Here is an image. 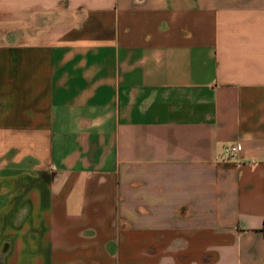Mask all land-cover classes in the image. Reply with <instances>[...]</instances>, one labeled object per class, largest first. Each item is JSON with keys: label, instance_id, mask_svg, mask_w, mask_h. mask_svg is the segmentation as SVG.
<instances>
[{"label": "crops", "instance_id": "obj_1", "mask_svg": "<svg viewBox=\"0 0 264 264\" xmlns=\"http://www.w3.org/2000/svg\"><path fill=\"white\" fill-rule=\"evenodd\" d=\"M263 221L264 0H0V264H264Z\"/></svg>", "mask_w": 264, "mask_h": 264}, {"label": "built area", "instance_id": "obj_2", "mask_svg": "<svg viewBox=\"0 0 264 264\" xmlns=\"http://www.w3.org/2000/svg\"><path fill=\"white\" fill-rule=\"evenodd\" d=\"M236 150H237L236 146L230 147L229 152H230L231 156L235 155Z\"/></svg>", "mask_w": 264, "mask_h": 264}, {"label": "trees", "instance_id": "obj_3", "mask_svg": "<svg viewBox=\"0 0 264 264\" xmlns=\"http://www.w3.org/2000/svg\"><path fill=\"white\" fill-rule=\"evenodd\" d=\"M261 231L264 233V221H263V224H262V227H261Z\"/></svg>", "mask_w": 264, "mask_h": 264}]
</instances>
